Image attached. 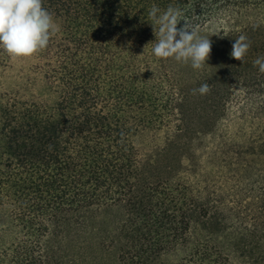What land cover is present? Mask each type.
Returning a JSON list of instances; mask_svg holds the SVG:
<instances>
[{
  "label": "trees",
  "instance_id": "1",
  "mask_svg": "<svg viewBox=\"0 0 264 264\" xmlns=\"http://www.w3.org/2000/svg\"><path fill=\"white\" fill-rule=\"evenodd\" d=\"M43 5L47 48L0 50V264H264V0ZM153 5L209 37L202 69L153 55ZM249 176L256 231L229 238Z\"/></svg>",
  "mask_w": 264,
  "mask_h": 264
},
{
  "label": "clouds",
  "instance_id": "2",
  "mask_svg": "<svg viewBox=\"0 0 264 264\" xmlns=\"http://www.w3.org/2000/svg\"><path fill=\"white\" fill-rule=\"evenodd\" d=\"M160 9L153 5L149 16L160 24L153 43L152 53L157 58H174L177 62L191 64L193 69H202L209 58L212 44L207 36H201L186 20L178 29L181 12L169 7L159 16ZM59 31L52 13L43 5V0H0V50L13 60L31 58L49 45L51 38ZM177 37H179L177 39ZM250 43L244 35L232 44L231 57L241 63L248 53ZM259 72L264 73V57L253 61ZM210 85L203 83L193 89V95H206Z\"/></svg>",
  "mask_w": 264,
  "mask_h": 264
},
{
  "label": "rangeland",
  "instance_id": "3",
  "mask_svg": "<svg viewBox=\"0 0 264 264\" xmlns=\"http://www.w3.org/2000/svg\"><path fill=\"white\" fill-rule=\"evenodd\" d=\"M209 144L205 145V148L202 150L201 152V156L204 158L206 157V155L209 152ZM204 166L207 170V172L211 173L213 168L211 167V165H208L207 163H204ZM243 186H242V199H243V208L241 210V212H239V216H240V220H238L236 223H231L228 227H229V238H231V233L235 232L236 229L239 231L240 233L247 230V232H255V225L257 224L258 220L257 217L261 214V209H260V205H254L253 204V190H254V178L253 177H247L244 182H243ZM217 182L213 181L211 183H209L210 189H214L217 188ZM222 187H224V184L222 183ZM237 224V225H236ZM238 227V228H237ZM234 230H231V229ZM205 236H201V238H204ZM229 238H219V241L221 242H228L230 239ZM226 253L230 254L231 256H234L233 253L231 252V250L228 249V252L226 251ZM232 261L234 262V264H237L236 260L233 258Z\"/></svg>",
  "mask_w": 264,
  "mask_h": 264
}]
</instances>
